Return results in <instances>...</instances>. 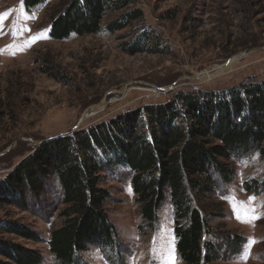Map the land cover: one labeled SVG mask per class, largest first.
<instances>
[{
	"label": "rangeland",
	"instance_id": "374dc122",
	"mask_svg": "<svg viewBox=\"0 0 264 264\" xmlns=\"http://www.w3.org/2000/svg\"><path fill=\"white\" fill-rule=\"evenodd\" d=\"M58 2L28 9L25 0H0V86L13 104L12 114L0 119V181L50 137L166 101L179 90L264 79V0H139L144 20L132 27L55 40L48 15ZM142 32L149 37L145 51L128 53L126 43ZM234 165V180L202 207L213 225L243 236L244 242L220 247L224 257L214 264H263L264 195L250 194L243 182L262 178L264 162L252 154ZM104 187L111 193L107 209L122 264H170L173 253L175 264H184L169 202L160 209L157 229L143 230L130 172L110 175ZM59 194L57 179L50 176L40 196L26 193L19 201H0V219L29 227L41 241L10 232L7 224L0 238L41 251L42 264H59L47 243L61 222ZM244 213L259 218L249 220ZM83 259L111 264L97 246H90ZM0 260L6 261L1 255Z\"/></svg>",
	"mask_w": 264,
	"mask_h": 264
},
{
	"label": "trees",
	"instance_id": "16d2710c",
	"mask_svg": "<svg viewBox=\"0 0 264 264\" xmlns=\"http://www.w3.org/2000/svg\"><path fill=\"white\" fill-rule=\"evenodd\" d=\"M50 1L25 3L31 9ZM138 2L59 0L48 15L50 36L63 40L74 34H114L144 20ZM147 35L137 34L126 43V51H145ZM9 100L0 86V119L12 114ZM252 154H259L264 162V79L251 78L221 89L179 90L166 101L126 109L35 147L0 181V201H19L26 193L40 196L48 178L55 176L64 205L61 222L51 229L47 241L55 260L85 264L84 253L97 246L109 263L122 264L119 236L107 209L111 193L104 181L125 169L131 174L142 229H157L160 209L169 202L183 263L214 264L224 257L220 247L240 245L244 238L213 225L203 207L234 180V162ZM243 188L264 195V174L247 178ZM8 221L0 219V228L7 224L8 231L41 241L29 227ZM0 255L6 260L0 264L44 260L41 251L1 238Z\"/></svg>",
	"mask_w": 264,
	"mask_h": 264
},
{
	"label": "snow or ice",
	"instance_id": "6c2138e0",
	"mask_svg": "<svg viewBox=\"0 0 264 264\" xmlns=\"http://www.w3.org/2000/svg\"><path fill=\"white\" fill-rule=\"evenodd\" d=\"M0 19H2V17H0ZM35 39H33V42H35ZM11 47V46H9ZM234 199V198H233ZM255 197H250V200H254ZM244 215L249 219V220H254V219H258L259 217H256V216H249L247 213H244ZM238 218H239V214H238ZM255 241H252V243H254ZM170 264H175V257H174V253L171 255L170 257Z\"/></svg>",
	"mask_w": 264,
	"mask_h": 264
},
{
	"label": "water",
	"instance_id": "95a60500",
	"mask_svg": "<svg viewBox=\"0 0 264 264\" xmlns=\"http://www.w3.org/2000/svg\"><path fill=\"white\" fill-rule=\"evenodd\" d=\"M229 63H230V61L227 62L225 65H227V64H229ZM220 68H221V67L216 68L215 70H218V69H220ZM215 70H214V71H215ZM92 113H94V112H91V113H89V114H85L84 117H85V116H88V115H90V114H92ZM75 130H76V129H74L73 131H75ZM66 134H68V133H66ZM66 134H63V133H62V134H59V135H56V136L50 137V138H48L47 140L53 139V138L58 137V136L66 135Z\"/></svg>",
	"mask_w": 264,
	"mask_h": 264
}]
</instances>
